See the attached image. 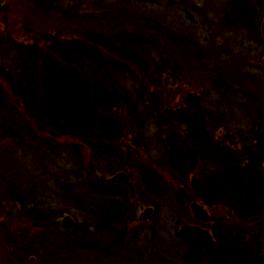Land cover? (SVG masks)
Instances as JSON below:
<instances>
[{"label": "rangeland", "instance_id": "1", "mask_svg": "<svg viewBox=\"0 0 264 264\" xmlns=\"http://www.w3.org/2000/svg\"><path fill=\"white\" fill-rule=\"evenodd\" d=\"M17 1L23 3L19 10L8 11V5L13 6ZM70 1L71 4L85 2L89 7L102 2V5L124 6L136 16L154 15L161 24L176 33L191 37L193 42L198 39L201 46L192 47L200 55L197 54L200 61L186 59L182 74L177 76V83L167 87L165 84L162 89L152 88L151 79L144 83L140 79L118 76L132 94V99H136L140 119L136 123L132 122L126 105L110 113L113 120L119 121L124 129L129 127L127 132L130 133L125 136L130 140L117 143L120 148L116 153L122 154L124 161L134 163L130 166L135 167L133 175L138 168H146V171L157 176L164 191L162 197L155 198L158 204L156 212L141 217L146 207L153 206L147 204V199L154 197L146 198V193L141 194L140 202H137L136 190L130 182L104 189L106 178L118 171L114 170L116 162L113 159L108 162L95 160L90 140L69 137L56 139V150L51 149L52 145L39 148L40 153L46 156L43 162L38 158L39 151L36 148V154L33 151L21 152L17 156L23 163L19 168L23 174L17 188L19 195L34 200L36 210L26 214L29 210L27 204L16 205L0 192V264H187L184 260L194 249L178 237L182 224H199L212 232L216 229L219 236L222 230H228V226L241 225L235 223L224 212L225 209L216 210L207 205L212 222L203 224L194 219L190 203L199 200L189 198L191 191L186 184H180V172L166 159L170 153L169 139L176 137L175 141L184 146L181 142L184 141V124H177L176 119L185 114L198 115L206 118L211 126L215 125L214 121L227 126L223 131H229L228 140L223 145L228 147L229 141L236 140L239 131L250 129L261 111L264 112V43L260 32L264 21V0ZM33 6L38 9L34 2ZM30 8L27 0H0L1 36H9L8 31H12L18 39L26 38L27 33L32 32H27V28L23 27L25 13ZM38 14H35L37 20L47 25V19ZM38 25L33 23L34 29L38 30ZM5 43L0 46L2 49ZM155 55L154 62L159 60L157 53ZM217 59L228 60V63L220 64ZM94 71L86 72L87 78L92 79V82L101 81L103 75ZM224 71L228 74H224ZM231 71L237 77L234 80L230 79ZM216 74L221 78H212ZM228 83L231 88H228ZM144 84H147L146 87ZM195 91L202 97L199 106L184 112V96ZM150 102L160 106L159 113L145 107ZM220 129L212 130L216 143L225 138V135L220 134ZM178 131L182 134L180 138ZM35 132L40 138L48 134L42 133L37 125ZM217 136L222 137L219 139ZM104 150L106 152L107 149ZM244 150L242 148L238 153ZM203 164L200 158L192 167L194 172L201 171ZM210 168L215 169L208 163ZM131 180L136 181L133 177ZM118 187L122 196L112 198L105 193L115 191ZM179 188L184 190L177 196L176 190ZM114 207H117L116 211ZM38 210L40 213L49 212V215L38 217ZM101 210L111 214L118 212L119 215L121 210L125 215L121 221L113 216L110 219L107 217V223V219L103 218L101 225L97 218ZM65 215H71L75 220L70 229L61 226ZM125 228H128L126 233ZM45 231L55 236H49L50 233L45 236ZM198 254L201 256L200 251Z\"/></svg>", "mask_w": 264, "mask_h": 264}, {"label": "trees", "instance_id": "2", "mask_svg": "<svg viewBox=\"0 0 264 264\" xmlns=\"http://www.w3.org/2000/svg\"><path fill=\"white\" fill-rule=\"evenodd\" d=\"M27 1L31 10L25 13L23 27L32 32L21 39L12 31H8L9 36L0 34V46L6 42L3 49L0 47V192L3 197L19 206L27 204L29 210L26 214L36 210L34 200L19 195L17 188L23 176L19 168L23 163L17 156L21 152H34V148L39 151L45 145H52L54 151L56 139L69 137L90 140L95 160L108 162L113 159L116 162L114 170L127 171L128 178L123 183L130 182L135 188L136 201L140 202L141 194L146 193V198L154 197L147 199V204L156 209L155 198L162 197L164 191L157 176L146 168H138L133 175L135 167L130 166L134 163L124 161L123 155L116 153L120 148L117 143L130 140L125 138L130 133L127 132L129 127L124 129L110 113L126 105L131 121L136 123L140 119L138 103L119 77L136 78L144 83L151 79L150 85L154 89H162L165 84L166 87L173 86L178 75L182 74L186 59L200 61V55L197 53V56L192 47L201 46L199 40L194 43L191 37L161 24L154 15L136 16L124 6L119 8L118 5H102L100 2L89 7L85 2L71 4L70 0ZM22 4L21 1L13 6L9 4L8 11L19 10ZM33 13L46 18L47 25L42 21L41 24ZM33 23H39L37 27L40 28L34 29ZM156 53L161 62L153 61ZM217 62L225 65L228 60L217 59ZM92 69L103 75L101 81L95 79L97 82H92L87 78L86 72ZM223 73L228 74L227 71ZM234 75L231 71L230 79L237 78ZM217 77L220 75L212 78ZM144 85L146 87L147 84ZM228 88H231L230 83ZM199 104H184V112H190ZM145 107L159 113L158 104L150 102ZM206 120L187 114L177 118V124H184V136L179 131L177 135L184 139L181 142L185 145L181 146L179 141H175L176 137H171L168 143L170 153L166 159L180 172V184H186L191 191L189 198L216 210L225 209L224 212L240 224L241 229L230 225L228 230L220 232V236L213 229L216 245L209 249L191 246L194 250L184 261L187 264H262L257 256L264 252V112L262 110L258 119L253 121V128L239 131L236 140L229 141L231 146L228 147L223 145L228 140L229 131H223L227 126L215 121L211 126ZM36 125L42 133H48L47 137L37 135ZM217 128H221L220 134L225 135L219 143L215 142L212 132ZM242 148L245 150L239 154ZM37 156L41 162L46 157L40 151ZM196 156H199L197 161ZM200 158L204 168L195 173L192 167ZM208 163L215 169H208ZM107 184H104L105 190L116 186ZM118 190L119 187L105 193L112 198L122 196ZM178 190L177 196L184 189ZM121 210L120 215L118 212L99 211L102 212L97 217L99 224L103 218L112 216L121 221L125 215ZM44 214L47 216L49 212L40 213L38 210L36 213L38 217ZM124 231L126 233L128 228ZM48 233L53 237L50 231L43 234L46 236Z\"/></svg>", "mask_w": 264, "mask_h": 264}, {"label": "water", "instance_id": "3", "mask_svg": "<svg viewBox=\"0 0 264 264\" xmlns=\"http://www.w3.org/2000/svg\"><path fill=\"white\" fill-rule=\"evenodd\" d=\"M262 34L264 37V21L261 26ZM201 101V94L197 91L188 92L183 98V102L186 106H193L199 104ZM127 177V173L124 170H120L112 174L108 177V182L110 184L122 183L125 181ZM191 210L193 212L194 219L198 222H203L205 224H209L212 221V215L204 205V203L200 201H193L190 203ZM154 212L153 206L146 207L142 212V217H147L152 215ZM75 220L71 215H65L61 221V226L63 229H70L74 226ZM178 235L195 247L200 248H212L216 245V239L212 231L199 224L193 223H184L180 226L178 230ZM259 262L264 264V252L258 255Z\"/></svg>", "mask_w": 264, "mask_h": 264}, {"label": "flooded vegetation", "instance_id": "4", "mask_svg": "<svg viewBox=\"0 0 264 264\" xmlns=\"http://www.w3.org/2000/svg\"><path fill=\"white\" fill-rule=\"evenodd\" d=\"M260 32H261V35H262V39H263V43H264V38H263V34H262V31L260 30ZM263 62H264V58H263ZM118 171H120V170H118ZM125 171V170H124ZM117 172V171H116ZM127 178H128V173H127V177H126V179H125V181L127 180ZM107 179V182H108V177L106 178ZM109 183V182H108ZM110 185H116V184H110ZM154 211H155V208H154ZM154 213V212H153ZM215 237V236H214ZM216 239V238H215Z\"/></svg>", "mask_w": 264, "mask_h": 264}]
</instances>
